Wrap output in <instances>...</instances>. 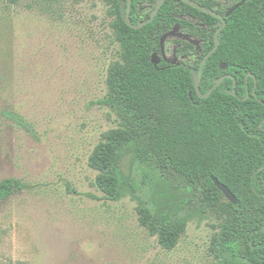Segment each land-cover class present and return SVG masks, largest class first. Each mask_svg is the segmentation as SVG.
Wrapping results in <instances>:
<instances>
[{
  "label": "rangeland",
  "instance_id": "obj_1",
  "mask_svg": "<svg viewBox=\"0 0 264 264\" xmlns=\"http://www.w3.org/2000/svg\"><path fill=\"white\" fill-rule=\"evenodd\" d=\"M111 11L105 0H0V182L27 186L0 202V264H220L209 253L214 216L194 215L167 250L140 224L138 199L113 201L96 186L89 157L119 126L98 104L120 57ZM164 50L177 60L169 42ZM8 110L33 136L3 117ZM120 168L136 177L140 199L157 194L164 213L191 194L133 153Z\"/></svg>",
  "mask_w": 264,
  "mask_h": 264
},
{
  "label": "trees",
  "instance_id": "obj_2",
  "mask_svg": "<svg viewBox=\"0 0 264 264\" xmlns=\"http://www.w3.org/2000/svg\"><path fill=\"white\" fill-rule=\"evenodd\" d=\"M105 1L117 18L120 57L108 68L107 94L98 104L117 116L119 126L102 135L89 157L97 188L113 201L127 195L138 199L140 224L164 249L177 246L194 215L199 221L212 215L218 230L209 247L214 259L264 264V0H248L227 19L219 48L203 68L201 92L206 95L225 73L232 78L206 99L196 93L185 63L155 66L152 54L174 21L183 32L202 35L207 54L215 45L216 27L210 34L200 28L194 33L186 30L187 19H217L181 0H167L155 21L137 30L124 23L117 0ZM140 1L132 0V14ZM192 48L183 42L177 52L187 55ZM2 115L33 136V126L21 114L8 110ZM130 153L159 179L168 173L184 181L190 196L167 213L157 194L140 199L136 177L125 176L120 168L121 158ZM212 177L229 188L237 205L224 198ZM25 188L19 180L0 182V202Z\"/></svg>",
  "mask_w": 264,
  "mask_h": 264
},
{
  "label": "flooded vegetation",
  "instance_id": "obj_3",
  "mask_svg": "<svg viewBox=\"0 0 264 264\" xmlns=\"http://www.w3.org/2000/svg\"><path fill=\"white\" fill-rule=\"evenodd\" d=\"M130 1H131V5H130V7H131V11H130L131 22L133 23V25L138 26L140 24L145 23L146 21H148L150 19V16L153 13V11L156 9L157 3H158L159 0H141L137 4L136 8L134 9V13L133 14H132V0H130ZM189 1L197 3V4H199L202 7H204L202 4H206L207 8L204 7L205 9H207L209 11H212V12H214V13H216L218 15H221L223 17H225L226 13L230 10L231 7H233L234 5H236L237 3L240 2V0H237L234 4L230 5V1L229 0H189ZM128 2H129V0H126V3H128ZM159 12H158L157 16L159 15ZM157 16L155 17V19L157 18ZM208 16H210L211 18L217 19L218 22H215L213 19H207L206 23H204L202 20H197V19H195L193 17H189L187 20H188V22L190 23L191 26L187 25L188 27H187L186 30L193 31L195 33V32H197L196 31L197 28H200L201 31L208 30L209 34H210V33H212V30H213L214 27H216V31H217L223 25V23H222V21L220 19H218V18H216V17H214L212 15H208ZM155 19H154V21H155ZM227 19H226V21H227ZM134 21L136 23H134ZM170 26L171 27L169 28V30L159 40V45H158L159 49L156 52H153V54H152V63H153V56L154 55H156L155 60L158 62L157 65H155L153 63L155 66L160 65L162 62H165V63H168V64H172V65H182L183 63H185L186 67L190 71L191 79H192V71L193 70L196 72L197 76H199V71H200V66L202 64V61L205 58V56L209 52H211L212 50L204 55L205 40L202 37V35L201 36H197L196 33L192 34V35H189V34L183 32V29L180 27L179 23H177L176 21L172 22V24ZM144 27H146V26H144ZM137 30H139V29H137ZM216 31H215V33H216ZM166 42H169L171 44V46H172V54L174 55V57L177 58V60L168 59V57L166 56V51L164 50V45H165ZM183 42H187L193 47L190 50V54H187V55L178 54L177 51L183 45ZM207 42H208V40H207ZM214 43H215V40H214ZM214 47H215V45H214ZM202 55H204V57L202 58V60L200 62L199 70H197L196 67H197L199 59L201 58ZM178 59H180V60H178ZM189 59H192L194 62L192 64H189L188 63ZM222 65H226V64H219L220 69H221ZM228 68L225 69V70H222V69L221 70L222 71H227ZM224 76H228L226 79H231L232 78V76L229 73H225L219 78H222ZM218 79H216V80H218ZM201 80H202V77H201ZM215 81H214V84H215ZM200 85H201V83H200ZM234 86H235V84H234ZM194 88H195V86H194ZM195 91H196V89H195ZM229 93L232 94V95H235L234 91L229 92ZM254 94H255V90H254ZM248 95H249V92H248Z\"/></svg>",
  "mask_w": 264,
  "mask_h": 264
},
{
  "label": "water",
  "instance_id": "obj_4",
  "mask_svg": "<svg viewBox=\"0 0 264 264\" xmlns=\"http://www.w3.org/2000/svg\"><path fill=\"white\" fill-rule=\"evenodd\" d=\"M118 3L120 4V9H121V17L122 20L124 21V23L126 25H128L130 28L133 29H141L144 26H147L149 24H151L155 17L157 16L158 12L160 11V9L162 8V6L164 5V3L166 2V0H159L157 3V7L156 9L153 11V13L150 16V19L148 21H146L143 24H140L138 26L133 25V23L131 22V18H130V11H131V1L129 0L128 3H126V0H117ZM184 3L190 5L191 7L207 14V15H212L218 19H220L223 23V25L216 31L215 36H214V40H215V47L212 49L211 52H209L205 58L202 61V64L200 66V71H199V76H197L196 72L193 70L192 71V81L194 83L196 92L198 94V96L202 99H206L208 98L213 91H215L217 88L220 87V85L223 83V81L228 77V76H224L222 78H219L218 80L215 81L214 86L208 91V93L206 95H203L201 93L200 90V83H201V77H202V72H203V68L204 65L206 64L207 60L218 50L219 45H220V41H219V35L222 32V30H224V28L227 26V21L226 19L229 18L236 10H238L240 7H242L247 0H240L239 3H237L236 5H234L233 7L230 8V10L226 13L225 17L218 15L212 11H209L207 9H205L204 7L200 6L197 3L191 2L189 0H182ZM156 55L153 56V63L155 65L158 64V62L155 60ZM228 68V65H222L221 69L225 70ZM212 181L215 184V186L217 187V189L223 194L224 198L229 201L230 203H232L233 205H237V199L235 197V195L229 190V188L227 186H225L224 184L220 183L219 180L215 177H212Z\"/></svg>",
  "mask_w": 264,
  "mask_h": 264
}]
</instances>
